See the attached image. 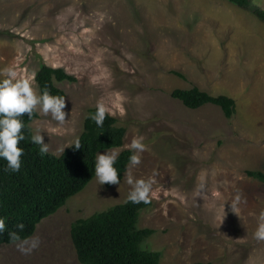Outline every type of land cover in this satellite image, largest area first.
<instances>
[{
  "label": "rangeland",
  "instance_id": "rangeland-1",
  "mask_svg": "<svg viewBox=\"0 0 264 264\" xmlns=\"http://www.w3.org/2000/svg\"><path fill=\"white\" fill-rule=\"evenodd\" d=\"M252 6L264 9V0ZM42 65L74 77L55 83L69 120L58 125L37 112L30 123L48 153L59 156L78 139L98 101L126 130L114 149L129 150L142 135L148 151L139 165L128 164L119 185L106 188L94 177L43 219L32 254L16 242L0 245V264H80L71 225L124 203L129 175L153 172L151 206L138 228L154 230L143 248L160 253L159 264H264V241L254 237L264 184L245 174L264 173V23L227 0H0V69L36 77ZM192 87L232 98L234 115L210 104L191 110L171 96Z\"/></svg>",
  "mask_w": 264,
  "mask_h": 264
},
{
  "label": "trees",
  "instance_id": "trees-1",
  "mask_svg": "<svg viewBox=\"0 0 264 264\" xmlns=\"http://www.w3.org/2000/svg\"><path fill=\"white\" fill-rule=\"evenodd\" d=\"M229 3L250 11L264 23V9L253 7V0H227ZM176 75L183 77L181 74ZM36 81L41 90L47 88L53 95H65L55 83L72 82L74 77L63 69L42 65L36 73ZM171 96L191 110L205 105L220 108L225 118L235 113L234 100L225 95L211 96L197 87L176 89ZM95 108L89 109L78 137L81 148L67 147L62 154L51 153L41 156L39 146L33 145L30 123L38 117L37 112L31 119L24 114L25 141L22 167L19 172H5L6 161L0 159V218H4L6 228L0 233V245L15 243L9 232H18L21 239L33 235L37 225L53 215L67 200L81 192L95 177L94 162L97 153L119 148L123 144L125 128L117 126V120L108 116L103 129L97 128L94 121L88 119ZM130 150L120 152L116 167L120 181L129 164ZM246 176L264 184V173L246 171ZM114 185L105 184L106 188ZM150 204L122 203L114 205L92 216L76 220L70 228V237L80 264H159L160 253L143 248L145 241L154 230L138 228L141 211ZM23 223L20 231L16 225ZM209 264V263H193Z\"/></svg>",
  "mask_w": 264,
  "mask_h": 264
},
{
  "label": "clouds",
  "instance_id": "clouds-1",
  "mask_svg": "<svg viewBox=\"0 0 264 264\" xmlns=\"http://www.w3.org/2000/svg\"><path fill=\"white\" fill-rule=\"evenodd\" d=\"M39 112L41 115L56 121L58 125H64L69 119H66L68 113L66 111V98L63 95H53L45 88L40 89L35 78V73L27 76H18L14 67L9 66L0 69V159L6 161L5 172L17 173L22 167V157L24 156V148L21 142L25 141V122L22 119L24 114L31 119L33 114ZM124 114L123 109L121 115ZM114 113L101 101L95 105V112L89 114L88 119L94 121L97 128L103 129L104 121L108 116ZM33 145L39 146L41 156L48 154L49 146L44 142L42 131L37 129L35 134L30 138ZM75 150L81 148L79 139L74 140L66 147H73ZM132 155L129 157V163L135 167L141 163V154L148 151V145L144 143L142 135L133 137L131 143L127 145ZM65 148H61V154ZM119 150H106L104 153H97L94 162L95 178L98 185H119L120 173L116 167L119 158ZM157 173L147 179H134L129 175L128 183L131 185L125 203L131 204H150L152 201L153 185L156 183ZM200 181L197 186V197H203L205 194L206 182L205 177H198ZM241 201L238 193L231 201V210H235ZM226 203V202H225ZM225 209V204H224ZM6 224L4 218H0V233L5 231ZM16 228L23 231L25 225L19 223ZM9 237L16 242L19 252L24 255H30L33 251L40 247V237L32 236L21 239L18 232H9ZM257 241H264V212L258 217L257 228L254 232Z\"/></svg>",
  "mask_w": 264,
  "mask_h": 264
}]
</instances>
